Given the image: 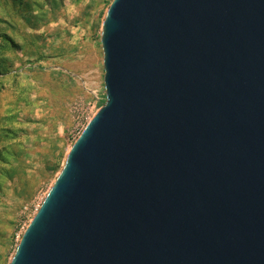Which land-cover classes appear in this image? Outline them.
Instances as JSON below:
<instances>
[{"label": "water", "instance_id": "obj_1", "mask_svg": "<svg viewBox=\"0 0 264 264\" xmlns=\"http://www.w3.org/2000/svg\"><path fill=\"white\" fill-rule=\"evenodd\" d=\"M100 46L8 264H264V0H110Z\"/></svg>", "mask_w": 264, "mask_h": 264}, {"label": "rangeland", "instance_id": "obj_2", "mask_svg": "<svg viewBox=\"0 0 264 264\" xmlns=\"http://www.w3.org/2000/svg\"><path fill=\"white\" fill-rule=\"evenodd\" d=\"M21 1L0 0V128L17 130L0 143V264L105 97L100 33L110 0Z\"/></svg>", "mask_w": 264, "mask_h": 264}, {"label": "trees", "instance_id": "obj_3", "mask_svg": "<svg viewBox=\"0 0 264 264\" xmlns=\"http://www.w3.org/2000/svg\"><path fill=\"white\" fill-rule=\"evenodd\" d=\"M16 2L15 3H18V6L20 7V8H23V7H21V0H15ZM45 2H47V4H49V6H51V7H53V4L55 3V2H53L52 0H44ZM109 2L110 1H108L107 2V4L109 5ZM107 5V6H108ZM42 7H43V4H42ZM34 17H36V16H34ZM26 21H28V19L26 18ZM0 72H1V66H0ZM103 103V101H101V104ZM17 133V130L16 129H13V128H11V127H1L0 128V143H4L6 140V138L5 137H10L9 135H14V134H16ZM0 161L1 162H4V160H3V156H2V154H1V151H0ZM10 171H8L7 169L6 170H4V172H3V175L5 176H7L8 178H11L12 176H13V174H14V172H10Z\"/></svg>", "mask_w": 264, "mask_h": 264}]
</instances>
